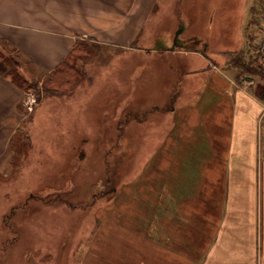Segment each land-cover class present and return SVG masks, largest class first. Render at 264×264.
<instances>
[{
    "label": "crops",
    "instance_id": "crops-1",
    "mask_svg": "<svg viewBox=\"0 0 264 264\" xmlns=\"http://www.w3.org/2000/svg\"><path fill=\"white\" fill-rule=\"evenodd\" d=\"M158 4L159 0H0V37L22 56L20 71L26 77L44 80L60 73L87 79L73 91L40 103L33 124L47 116L49 124L41 129L49 136L65 133L66 138H78L89 132L94 121L92 102L99 100L100 107L107 108L96 120L101 124L96 133L102 138H121L134 124L132 120L145 123L151 112L161 118L158 123L164 120L170 126L161 146L169 141L170 146L175 145L171 153L176 155L192 148L187 152L195 158L186 163H193L198 175L185 178L177 173V179H171L167 173L160 186L158 201L171 195L176 203L174 216L160 215L161 240L150 235L152 220L146 231L125 228L148 240L143 250L131 248L133 253L143 252L144 258L136 264H264V71H246L235 63L221 67L228 61L225 51L218 54L219 63L211 60L212 70L196 47L172 50L175 25L157 34L154 41L148 36L140 38L148 22L160 26ZM180 34V41H186L188 36ZM139 39L147 46L137 47ZM94 44L108 46V50L100 56L103 64L96 75L86 78V70L78 62H89L87 49ZM81 46L88 48L81 50ZM235 54L228 51V56ZM73 56L77 59L71 63L74 73L67 72L63 68ZM177 56L181 59L175 63ZM194 56L204 60L202 68L192 64L190 57ZM157 57L168 58L169 65H155ZM121 59L128 63L121 64ZM6 69L0 66L3 176L12 169L10 138L23 120L17 109L24 96L5 75ZM85 92L91 95L84 96ZM123 96L128 106L124 113L133 114L134 119L122 130V116L114 113L122 106ZM148 251L153 252L149 263L145 260ZM110 264L124 263L119 255Z\"/></svg>",
    "mask_w": 264,
    "mask_h": 264
},
{
    "label": "rangeland",
    "instance_id": "rangeland-1",
    "mask_svg": "<svg viewBox=\"0 0 264 264\" xmlns=\"http://www.w3.org/2000/svg\"><path fill=\"white\" fill-rule=\"evenodd\" d=\"M160 8L162 10H158ZM156 14L160 16L156 20L160 26H156L155 21L148 22L140 38L148 36L154 41L157 34L175 25L171 47L179 32L183 37L188 36L187 39L200 37V43L193 47L200 54L204 53L207 68L213 70L211 60L219 63L217 56L225 51L228 61L221 63V67L237 64L246 71L257 68L264 71L249 48L261 27L264 0H159ZM135 45L144 47L147 42L139 39ZM89 46V62H78L85 68L86 78L96 75L97 67L103 64L104 57L100 56L108 50V46ZM157 46L162 47L163 42ZM15 49L0 37V66L8 67L11 72L17 68L16 62L24 63ZM228 51L236 54L228 56ZM74 56L63 68L67 72L74 73L71 65L77 60ZM178 59L181 57L177 56L174 62ZM190 60L195 67L204 66V60L198 56ZM153 61L163 68L169 65L165 57ZM136 62L141 65L140 56ZM120 63L124 65L128 59H121ZM20 72L26 81L15 83L9 77L23 91V100L17 109L23 120L10 138L12 169L8 176L0 174V264H110L119 255L124 264L139 263L144 258L143 252L133 253L131 248L143 250L147 237L137 232L128 233L125 228L146 231L152 220L153 229L148 228L150 235L161 240L160 215L174 216L176 203L171 195L158 201L160 186L167 173L171 179H177V173L185 178L198 175L193 163H186L195 158L187 152L192 148H184L185 154L176 155L171 153L175 145L170 146L169 141L161 146L170 126L164 124L163 119L158 123L161 118L151 112L145 123L132 120L134 124L120 134L121 138H102L96 133V126L101 127L96 120L101 119V110L107 108L100 107L99 100L92 102L94 121L89 132L78 138H66L65 133L49 136L41 129L49 124L47 116L37 125L33 124L36 109L45 99L48 102L52 95L63 96L87 79L59 73L42 80L26 77L23 70ZM86 95L91 93L85 92ZM123 98L122 106L114 113L122 116V130L124 124L134 119L133 114L125 115L123 108L127 100ZM141 115L136 117L141 119ZM82 136L85 137L81 139ZM183 163L187 165L183 167ZM150 215H156L154 220L147 218ZM152 254L148 251L145 258L148 263L152 261Z\"/></svg>",
    "mask_w": 264,
    "mask_h": 264
},
{
    "label": "built area",
    "instance_id": "built-area-1",
    "mask_svg": "<svg viewBox=\"0 0 264 264\" xmlns=\"http://www.w3.org/2000/svg\"><path fill=\"white\" fill-rule=\"evenodd\" d=\"M250 48H252L253 55H256L259 63L264 65V17L262 19L261 27L251 40Z\"/></svg>",
    "mask_w": 264,
    "mask_h": 264
},
{
    "label": "trees",
    "instance_id": "trees-1",
    "mask_svg": "<svg viewBox=\"0 0 264 264\" xmlns=\"http://www.w3.org/2000/svg\"><path fill=\"white\" fill-rule=\"evenodd\" d=\"M78 45H79V43H78ZM86 46H81L80 49L84 50V49H82L84 47L87 49L88 47H86ZM16 64H17L16 65L17 68L15 70L13 69V72H11V70H8V67H7L6 71H5V75L10 77L15 83H17L16 81H22L23 79L25 80V77H23V75L20 72V67H21V64H22L21 61L19 60L18 62H16ZM20 86H22V85H20Z\"/></svg>",
    "mask_w": 264,
    "mask_h": 264
},
{
    "label": "flooded vegetation",
    "instance_id": "flooded-vegetation-1",
    "mask_svg": "<svg viewBox=\"0 0 264 264\" xmlns=\"http://www.w3.org/2000/svg\"><path fill=\"white\" fill-rule=\"evenodd\" d=\"M196 37H197L198 39L190 38L189 40H190V41L192 40V42L195 43V44H199L200 41H201V39H200V37H198V36H196Z\"/></svg>",
    "mask_w": 264,
    "mask_h": 264
},
{
    "label": "water",
    "instance_id": "water-1",
    "mask_svg": "<svg viewBox=\"0 0 264 264\" xmlns=\"http://www.w3.org/2000/svg\"><path fill=\"white\" fill-rule=\"evenodd\" d=\"M179 33H180V32H179ZM179 33H177L176 36H177ZM176 47H177V44H176V45H173V46L171 47V49H172V50H176Z\"/></svg>",
    "mask_w": 264,
    "mask_h": 264
}]
</instances>
